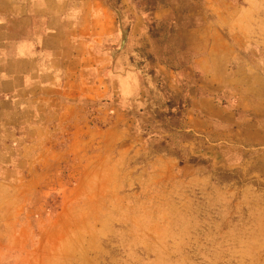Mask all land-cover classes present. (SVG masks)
I'll list each match as a JSON object with an SVG mask.
<instances>
[{
	"label": "rangeland",
	"instance_id": "obj_1",
	"mask_svg": "<svg viewBox=\"0 0 264 264\" xmlns=\"http://www.w3.org/2000/svg\"><path fill=\"white\" fill-rule=\"evenodd\" d=\"M27 1L58 73L0 118V264H264V0Z\"/></svg>",
	"mask_w": 264,
	"mask_h": 264
},
{
	"label": "crops",
	"instance_id": "obj_2",
	"mask_svg": "<svg viewBox=\"0 0 264 264\" xmlns=\"http://www.w3.org/2000/svg\"><path fill=\"white\" fill-rule=\"evenodd\" d=\"M27 2L0 0L1 121L24 95L23 91L42 85L45 80L53 83L58 73L52 51L39 37L42 32L49 31V25L45 23L41 29L37 20L42 19L36 18ZM242 89L258 95L264 91V81L257 76L244 82Z\"/></svg>",
	"mask_w": 264,
	"mask_h": 264
}]
</instances>
